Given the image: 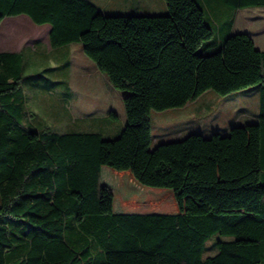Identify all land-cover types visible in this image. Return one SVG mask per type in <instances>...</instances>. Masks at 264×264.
Instances as JSON below:
<instances>
[{
  "label": "trees",
  "instance_id": "trees-1",
  "mask_svg": "<svg viewBox=\"0 0 264 264\" xmlns=\"http://www.w3.org/2000/svg\"><path fill=\"white\" fill-rule=\"evenodd\" d=\"M164 1L106 15L91 0H0V21L49 23L51 46L80 42L127 91L114 138L27 129L23 53L0 51V264H264V50L232 19L213 32L196 0ZM251 85L258 122L152 145V111Z\"/></svg>",
  "mask_w": 264,
  "mask_h": 264
},
{
  "label": "rangeland",
  "instance_id": "rangeland-1",
  "mask_svg": "<svg viewBox=\"0 0 264 264\" xmlns=\"http://www.w3.org/2000/svg\"><path fill=\"white\" fill-rule=\"evenodd\" d=\"M91 1L106 15L163 14L167 9L164 0ZM196 1L213 32L216 33V23L220 24L221 32L227 30L232 19V29L250 31L256 43L264 45V6L235 8L223 0ZM39 45L35 51L26 50L24 57L26 79L21 87L25 113L21 124L31 130L46 126L57 132L97 131L103 138L118 136L126 121L122 97L127 91L111 87L107 94L98 84L100 76H85L84 67L94 63L80 43L74 41L51 49L44 41ZM111 107L114 113H105ZM258 113L257 85L227 94L206 89L183 106L151 112L152 145L154 135L167 142L190 133H226L231 126L258 122ZM213 240L206 242L203 257L216 253Z\"/></svg>",
  "mask_w": 264,
  "mask_h": 264
},
{
  "label": "crops",
  "instance_id": "crops-1",
  "mask_svg": "<svg viewBox=\"0 0 264 264\" xmlns=\"http://www.w3.org/2000/svg\"><path fill=\"white\" fill-rule=\"evenodd\" d=\"M165 12L166 10L162 13H165ZM138 13L150 14L151 12L149 13L148 12H138ZM13 16L14 17L6 16L2 18L0 21V51H21L23 53V57H25L26 50L28 52L29 50L35 51L36 50L35 47H37L36 45L38 44V47H39L40 46L39 44L42 41H44V43H48L49 48L51 49V44L49 41V31H50L49 23L47 22L35 23L28 15L24 13H20V14L13 15ZM262 18H264V15H262ZM236 31L238 30H234V28L233 29L231 28V32H236ZM244 32L249 33L254 39V35L250 31H244ZM75 42H78V41H75ZM254 42L257 48L264 50V45L260 44L259 42L256 43L255 39H254ZM219 43H220V38L217 39L216 44H219ZM81 49H82V45H81ZM83 73L85 74V76L89 78L94 75L100 76L99 82H98L99 86L101 83V87L104 90V92H107V94L111 92L112 90L111 87L113 86L110 84L105 74L102 73L97 68L95 63L94 64L88 63L84 67ZM94 84H96V81ZM105 113L107 114L114 113V108L111 107L110 110ZM158 139L160 138L158 136L155 137L154 135L155 143L160 142Z\"/></svg>",
  "mask_w": 264,
  "mask_h": 264
}]
</instances>
